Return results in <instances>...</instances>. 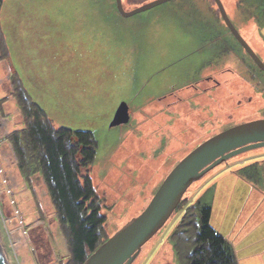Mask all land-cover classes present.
<instances>
[{"label": "rangeland", "instance_id": "rangeland-1", "mask_svg": "<svg viewBox=\"0 0 264 264\" xmlns=\"http://www.w3.org/2000/svg\"><path fill=\"white\" fill-rule=\"evenodd\" d=\"M130 1L122 0L125 11L154 0ZM212 1L171 0L125 18L115 0H3L0 247L7 264L69 260L43 181L37 175L31 185L24 182L6 140L24 127L18 90L45 112L54 128L93 134L97 148L91 178L110 237L146 208L171 169L199 144L264 119V72L243 51ZM220 1L264 64V0H242L243 8H237L240 0ZM207 76L218 84L206 96L208 106L200 107L205 96L184 87L198 81L211 88ZM161 102L173 105L162 107ZM122 104L129 121L111 127ZM236 181L253 192L248 207L264 200V148L234 157L193 183L183 196L189 203L143 246L133 264H184L170 236L185 208L198 202L210 206L211 225L218 228ZM241 196L236 202L248 198ZM231 227L233 237L238 227Z\"/></svg>", "mask_w": 264, "mask_h": 264}, {"label": "trees", "instance_id": "trees-1", "mask_svg": "<svg viewBox=\"0 0 264 264\" xmlns=\"http://www.w3.org/2000/svg\"><path fill=\"white\" fill-rule=\"evenodd\" d=\"M2 5L0 0V11ZM15 98L24 127L10 132L6 140L17 169L29 185L40 176L66 242L67 264H84L110 238L103 203L91 178L97 143L91 132L54 128L23 90ZM187 203L183 197L173 215ZM211 217L208 205L198 202L185 208L170 236L174 253L184 264H238L228 240L211 225Z\"/></svg>", "mask_w": 264, "mask_h": 264}, {"label": "water", "instance_id": "water-1", "mask_svg": "<svg viewBox=\"0 0 264 264\" xmlns=\"http://www.w3.org/2000/svg\"><path fill=\"white\" fill-rule=\"evenodd\" d=\"M171 0H154L131 11H125L122 0H115L122 17H131ZM233 37L254 64L264 72V64L232 25L220 0H213ZM129 121L126 105L116 112L111 127ZM264 148V119L244 123L215 134L183 157L167 174L146 208L126 223L91 254L84 264H133L143 246L166 224L189 187L228 160ZM0 264H7L0 247Z\"/></svg>", "mask_w": 264, "mask_h": 264}, {"label": "crops", "instance_id": "crops-1", "mask_svg": "<svg viewBox=\"0 0 264 264\" xmlns=\"http://www.w3.org/2000/svg\"><path fill=\"white\" fill-rule=\"evenodd\" d=\"M240 7H244L242 0L237 1V8ZM236 182L232 186L229 196H227L219 219L218 228L215 229L217 231L224 230L228 233L223 234V236L233 246L239 264H264V217L260 218L257 215V212L261 213L262 209L260 208L264 205V200L254 201V205L248 207V201H250L249 198H251L253 192L246 189V186L239 181ZM239 195H244V197L247 195L248 198L242 202H236L235 197H239ZM231 212L235 214V221L232 218ZM245 213H247V216H243ZM229 222L231 223L229 225L230 229H227L226 224ZM236 225L238 227L234 231L236 235L232 237L234 228L231 226L235 227Z\"/></svg>", "mask_w": 264, "mask_h": 264}, {"label": "flooded vegetation", "instance_id": "flooded-vegetation-1", "mask_svg": "<svg viewBox=\"0 0 264 264\" xmlns=\"http://www.w3.org/2000/svg\"><path fill=\"white\" fill-rule=\"evenodd\" d=\"M235 40V39H234ZM244 51V50H243ZM245 52V51H244ZM246 53V52H245ZM247 55V54H246ZM204 81L206 82H211V83H213L214 85L211 87V88H208V87H206V88H204V87H200L199 86V83H198V81H195L194 83H191V84H189V85H187V86H185L184 88L188 91V92H195V91H198V92H200V93H198V94H196V95H199V96H205L204 98L203 97H201L203 100V103H202V101H201V103L203 104H201L200 105V107H202V106H208V103H205V101H206V96L208 95V93H210V91H211V89H213L214 88V86H216V84H218L217 82H216V80L213 78V77H210V76H207L205 79H204ZM197 85H198V87H197ZM201 86L203 85V84H200ZM190 95V94H189ZM190 96H192V95H190ZM165 98V97H164ZM163 97L161 98H159L158 100L159 101H161L162 99H164ZM178 99V98H177ZM179 101H180V99H178ZM200 103V102H199ZM172 105L173 104H164V103H162L161 102V106L162 107H172ZM160 106V107H161ZM199 107V106H198Z\"/></svg>", "mask_w": 264, "mask_h": 264}]
</instances>
